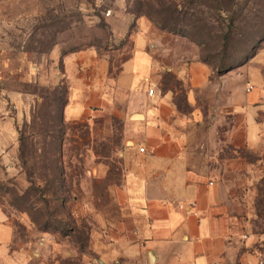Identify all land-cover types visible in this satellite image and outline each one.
<instances>
[{"label": "rangeland", "instance_id": "1", "mask_svg": "<svg viewBox=\"0 0 264 264\" xmlns=\"http://www.w3.org/2000/svg\"><path fill=\"white\" fill-rule=\"evenodd\" d=\"M143 32L169 59L196 57L215 76H241L238 86L260 89L264 103V0H0V215L14 234L9 253L26 264L43 253L87 264L95 213L112 204L121 177L122 119L66 122V87L47 80L51 51L95 49L118 63ZM256 122L252 148H223L236 163L218 179L264 262V109ZM0 264H14L2 246Z\"/></svg>", "mask_w": 264, "mask_h": 264}, {"label": "crops", "instance_id": "2", "mask_svg": "<svg viewBox=\"0 0 264 264\" xmlns=\"http://www.w3.org/2000/svg\"><path fill=\"white\" fill-rule=\"evenodd\" d=\"M148 39L144 32L134 34L131 53L118 63L95 49L62 55L55 48L49 56L47 80L66 87V122L103 113L123 122L120 181L110 186L112 204L95 213L90 258L82 253V259L87 264H264L235 199L218 179L236 163L221 157L223 148L236 154L258 140L263 93L238 86L241 76H215L199 58L169 59L167 50ZM13 235L0 215V247L14 264H26L22 252L9 253ZM46 255L35 264H61Z\"/></svg>", "mask_w": 264, "mask_h": 264}, {"label": "trees", "instance_id": "3", "mask_svg": "<svg viewBox=\"0 0 264 264\" xmlns=\"http://www.w3.org/2000/svg\"><path fill=\"white\" fill-rule=\"evenodd\" d=\"M255 51H256V47H254L249 54H247L246 56L241 58V60L239 62V65L237 63H235L233 66H237L238 67V66L244 64L245 62H247L250 58L254 57ZM61 54L63 55L64 53H61ZM233 66L232 65H228L227 70L228 71L232 70Z\"/></svg>", "mask_w": 264, "mask_h": 264}, {"label": "built area", "instance_id": "4", "mask_svg": "<svg viewBox=\"0 0 264 264\" xmlns=\"http://www.w3.org/2000/svg\"><path fill=\"white\" fill-rule=\"evenodd\" d=\"M251 89H252V87H251V86H248V88H247V92L250 91ZM152 94H153V90H149V91H148V95H149V96H152ZM143 151H144L143 148H140V149H139V152L142 153Z\"/></svg>", "mask_w": 264, "mask_h": 264}, {"label": "water", "instance_id": "5", "mask_svg": "<svg viewBox=\"0 0 264 264\" xmlns=\"http://www.w3.org/2000/svg\"><path fill=\"white\" fill-rule=\"evenodd\" d=\"M132 118L134 119H136V118H140L138 115H132ZM129 143V142H128Z\"/></svg>", "mask_w": 264, "mask_h": 264}]
</instances>
